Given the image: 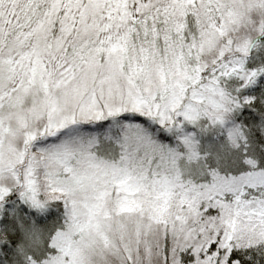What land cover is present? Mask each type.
I'll return each instance as SVG.
<instances>
[{"label":"snow or ice","instance_id":"6c2138e0","mask_svg":"<svg viewBox=\"0 0 264 264\" xmlns=\"http://www.w3.org/2000/svg\"><path fill=\"white\" fill-rule=\"evenodd\" d=\"M0 264H264V0H0Z\"/></svg>","mask_w":264,"mask_h":264}]
</instances>
